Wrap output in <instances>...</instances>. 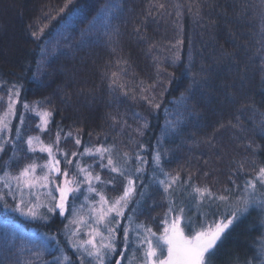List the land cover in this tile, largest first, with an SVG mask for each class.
Wrapping results in <instances>:
<instances>
[{
  "label": "trees",
  "instance_id": "trees-1",
  "mask_svg": "<svg viewBox=\"0 0 264 264\" xmlns=\"http://www.w3.org/2000/svg\"><path fill=\"white\" fill-rule=\"evenodd\" d=\"M14 86L52 113L50 128L68 154L78 137L80 152L87 144L110 146L116 160L128 153L130 168L138 155L147 160L133 197L138 206L130 209L136 221L158 232L170 199L183 201L193 219L207 213L211 220L213 212L220 219L232 209L216 197L234 204L264 166V0H0V89ZM157 150L163 171L182 181L171 198L157 183L165 179ZM94 170L113 179L117 195L121 177ZM196 187L213 197L201 202ZM8 204L0 199V264H27L12 228L53 229ZM262 251L257 200L226 230L213 264H256Z\"/></svg>",
  "mask_w": 264,
  "mask_h": 264
},
{
  "label": "snow or ice",
  "instance_id": "snow-or-ice-1",
  "mask_svg": "<svg viewBox=\"0 0 264 264\" xmlns=\"http://www.w3.org/2000/svg\"><path fill=\"white\" fill-rule=\"evenodd\" d=\"M72 0H68L70 4ZM35 35V33H33ZM16 86H14L15 88ZM19 96V90L10 92L8 96L7 111L0 115V153L5 151L8 144L14 142L6 139V135L12 132L10 127L11 118L15 116L14 98ZM158 107V105H157ZM28 109V105H24ZM43 120V125L46 126L50 122L52 113L50 111H41L38 113ZM23 124V120L20 121ZM71 135V133H69ZM19 138V133H17ZM34 139L40 143L41 152H46L50 157L49 161L42 166V175H36V163H30L23 167L19 174L12 176L11 180L15 182L16 188L20 193V204L25 205L24 189H36L35 199L40 200V189H47L49 213H55L59 210L60 214L71 211L72 219L70 224L74 225L71 230L73 236L77 235L80 227L89 228L87 233L88 239L81 240L79 243L73 242V247L81 250L80 264H106V258L116 252L118 229L120 227V219L124 217L125 209L136 195V190L139 183H143L142 174L146 171L145 165L147 160L142 156H137L138 164L134 167H129L130 157L128 153H123L119 160L114 159L112 149L100 146L99 148H85L80 156H93L98 154L101 159V166L107 168L112 173H117L119 177L126 181L123 194L118 198L109 200L101 191L95 187L94 182H101L98 174L94 175L91 166L85 168L80 164L74 166V171H69L67 167L63 170L60 168V160L56 158L55 152L60 149L53 145H43V142L38 137H29L27 144L30 150L35 151L32 147ZM59 133H57L56 145L59 144ZM80 139L77 138L75 143L80 144ZM78 153H72L76 157ZM66 165H72V160L68 158V154L64 153ZM107 160L104 164L103 161ZM154 161L156 170H158L165 179H157V183L163 187V191L171 198L176 192L174 185L181 186L182 181L179 176H172L170 173L163 171L161 162V153L157 150ZM8 176V173H5ZM57 177H63V180L56 183ZM0 179H4L0 177ZM111 181H109L110 183ZM84 185H87V193H95L99 200L92 204L89 210L88 219L85 220L76 210L75 201L84 196L88 197L85 192H82ZM5 186L11 189V184L5 180ZM193 192L198 194L201 202L205 198H212L213 194L207 188H193ZM243 195L234 197L235 203H231L229 196L220 195L216 199L228 203L231 207V212L228 215H222L220 219H216V213L205 214L203 221L193 219L190 210L181 201L175 203L170 199L168 212L162 221L163 230L157 235L150 227L138 225L134 230L136 232L137 244L142 249V264H213V256L218 250V242L224 236L226 230L238 220L241 215L249 211L250 206L259 200V203L264 207V166L258 168V171L253 179L246 181L243 185ZM3 197L0 196V199ZM16 197L13 196V199ZM71 198V203H70ZM196 197L193 196L195 201ZM31 207H27L25 212L23 208L17 207L16 210L21 211L23 215H28L33 219L37 218V213L34 210L40 207V204H33L28 201ZM84 205H81L83 208ZM186 229L188 234H186ZM133 231L131 221L129 226L123 229V235L120 242L127 249L129 245V233ZM68 264H72L70 258L64 257Z\"/></svg>",
  "mask_w": 264,
  "mask_h": 264
},
{
  "label": "rangeland",
  "instance_id": "rangeland-1",
  "mask_svg": "<svg viewBox=\"0 0 264 264\" xmlns=\"http://www.w3.org/2000/svg\"><path fill=\"white\" fill-rule=\"evenodd\" d=\"M61 11L65 8L66 4H62ZM60 11V12H61ZM59 12V13H60ZM58 13V14H59ZM57 14V15H58ZM56 15V16H57ZM54 18H51L48 22H52ZM47 25L44 27L46 28ZM100 32L99 28L93 27L92 33L95 38L98 37V34ZM158 87L156 88V90ZM17 89L11 88L9 90H2L0 89V115H3L8 108V96L10 92L16 91ZM156 97V94H154ZM17 102L15 103V116L11 118L10 127L12 128V132L6 135V139H10L14 142L13 144H8L5 148V151L3 153H0V159L2 157L5 158L4 162H0V177H3L4 179H0V192L1 196L4 199V204L6 207H9L8 200H12L14 203V209L13 213L15 215H18L20 217H25L29 222H35L39 223L38 221L42 222L43 219H45L41 226L46 227L49 226V228H52L53 231L42 232L40 230H34L32 227L26 225V224H17L15 225L11 230V236L12 241L15 242L19 248V252L21 253L22 258L25 257V261L27 264H68V261L64 259V257L70 258V261L72 264H80V255L81 250H78L77 248L73 247V242L79 243L81 240L88 239V231L89 228L86 227H80V231L77 235L73 236L71 234V230L74 229V225L70 224V220L72 219L71 211L66 212L64 214H60L59 210L55 213H49L47 210L48 206V197H47V189L41 188L40 191V200L37 201L35 199L36 189H24V201L25 205L28 207H31L30 204H28V201H32L33 204H40V207H36L34 210L37 213V218L33 219L32 217L28 215H23L21 211L16 210L19 206L20 208H23V210L26 212L27 207L25 205L20 204V193L16 188L15 182L11 180L12 176H16L18 173H12L13 167L15 165L21 167H25L26 165L30 163H36L40 167H37L36 169V175L40 176L42 175L41 168L44 166L50 159L48 154L46 152H41L40 147L42 146L40 143H38L35 139L33 141L32 147H34L36 150L32 151L29 148V145L27 144V139L29 137L36 138L38 137L40 141L43 142V145H53L54 149L58 147L60 149L59 152H55L56 158L60 160V168L63 170L65 167L69 169V171H74V166L76 164H80L81 166L88 168L91 166L93 174H98L101 178V182L95 183V187L98 189V191H101L110 201L118 198L123 194L124 187L126 185V181L120 178L122 180L121 183V190L116 195L114 191H112L111 187L114 189L115 184L113 179L110 180L111 182L105 180L99 173H96L94 170L95 165L101 166V159L98 154L89 156V155H83L80 156L79 153H83L85 148H99L100 146H92L90 144H87L84 146V149L82 152L79 151V148L82 147V142H80L79 145H77V150L75 153H78L76 157L72 156L71 154H68V149L64 145V137L61 136V134L56 130H51V118L50 122L44 126L43 120L41 116L38 115L41 111H48L45 108H41L38 103H31L29 101H26L23 99L22 96H19L14 98ZM28 105V109L24 108V105ZM156 104V102H155ZM23 120V124L20 123V121ZM17 133H19V138L17 137ZM57 133H59V144L56 145V139H57ZM78 137H73V139L76 141ZM81 141V140H80ZM65 147H64V146ZM105 147V148H109ZM113 151L115 150L110 147ZM64 153L68 154V158L72 160V165H66L65 159H64ZM115 154V153H114ZM3 161V160H2ZM107 160L105 159L103 161L104 164H106ZM21 168V169H22ZM104 168V167H102ZM110 174L116 175L115 173L110 172L107 168H105ZM247 170H250V167L247 168ZM251 171V170H250ZM5 173H8V176H5ZM109 174V177H110ZM5 180L8 181L9 184H11V189L9 187L5 186ZM63 180V177H57L56 183H59ZM87 185H84L82 188V192H85L88 199L85 200L84 196H80L75 201V207L79 215H81L85 220L88 219L89 216V210L92 204H95L96 201L99 200V197L96 196L95 193H87L86 192ZM13 196L16 198L13 199ZM137 202V199H136ZM71 203V198H70ZM135 200H131V202L128 204L127 209H125L124 217L120 219V227L118 229V239H117V248L116 252L112 255L108 256L106 258V264H112L114 261V257L117 258L115 264H122L121 259H123V264H142V249L138 246L136 240V232L134 231L138 225H145L147 227H150L153 232H156L152 226L146 225L144 223H141L139 221H136L133 216H131V208L134 206ZM81 205H84L83 208H81ZM205 206L201 205L198 207H195L193 210L197 212L199 209H204ZM138 209V208H137ZM132 210V211H136ZM140 212V211H139ZM138 212V213H139ZM162 214L164 213V209L162 208ZM168 212V210H167ZM166 212V213H167ZM159 213V212H158ZM166 215V214H165ZM164 215V218H165ZM139 217V216H138ZM163 218V220H164ZM37 220V221H36ZM56 220L59 224L58 228H53L52 225H50L51 222L56 223ZM131 221V228L134 229L132 234L129 233V245L128 248L125 249L123 244L120 242V238L123 235V229L125 227L129 226V222ZM30 230H29V229ZM230 228V227H229ZM56 229H61L59 233H54ZM159 231L156 232L157 235H159L163 230V224H159L158 226ZM188 234V232H186ZM65 240V242H64ZM23 254V255H22ZM263 255L261 257V261H258L256 264H264V251H262ZM137 256V258H135ZM87 264V261L85 262Z\"/></svg>",
  "mask_w": 264,
  "mask_h": 264
}]
</instances>
